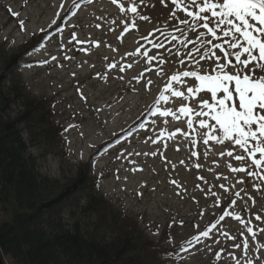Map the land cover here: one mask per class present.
Returning <instances> with one entry per match:
<instances>
[{
    "label": "snow or ice",
    "instance_id": "6c2138e0",
    "mask_svg": "<svg viewBox=\"0 0 264 264\" xmlns=\"http://www.w3.org/2000/svg\"><path fill=\"white\" fill-rule=\"evenodd\" d=\"M158 2L168 10L163 26H156L146 35H141L139 41L143 43L138 41V46L132 51H126L121 60L107 63V71L102 78L107 80L114 70L124 74L132 69L134 64H142L143 71L133 76L132 80H135L136 84L146 81L143 84L144 90L151 91L150 86L154 81L147 78L145 73H154L158 80L163 81V87L158 88V95L154 97L139 122L134 127L122 129L120 133L114 134V140L105 142L104 147L98 149L96 155L107 153L114 145L128 141L134 133L146 129L149 125L152 128H160L156 138L149 136L145 141L156 145L157 151L144 155L157 156L161 138L176 141L180 137L182 138L180 142L186 141L190 147L186 158L180 159L179 164L201 172L205 168L199 151L201 144L204 147V160L209 158L213 145L226 143L232 145V150L219 153L221 158L224 156L230 158L224 165L228 175L212 168L208 169L209 172H213L217 181H221L218 185L208 187V181L203 175L195 176L197 181H203L205 185L201 188L200 183H196L195 189H199L205 196H210L211 207L222 214L218 218L214 217V222L210 220L203 228L200 223H195L193 234L181 240L179 244L170 233L167 242L181 260L182 254L197 245H202L214 253L217 261L222 259L221 251H227L232 264H264V243L258 242V234H264V215L260 214L264 209L252 213L256 201L248 195L244 187L251 178L257 191L264 189V0H170V4L166 0ZM91 3L93 0H71V5L66 8L62 0L59 9L66 13L63 20L67 21L69 15L75 17L83 4ZM111 3L117 6L121 19L119 22L112 21L116 29L110 28V31L115 32L122 28L116 37L121 43L124 33L130 29L139 30L138 21L149 23L152 21V18L143 12V8L150 6L149 0L124 2L111 0ZM151 6L155 7L154 4ZM60 10L56 12L47 29H39L44 33L42 40L27 54L39 52L45 48L46 42L57 36L59 49L65 53V60L73 59L67 55L71 50L69 46L75 48L79 45L81 47L78 50L87 54L88 49L82 45L88 43L99 47L103 43L92 39L80 40L75 32L77 25L58 24L57 21L61 19ZM8 11L12 12L13 16H19V13L13 12L10 7ZM19 26L24 31L25 20L20 19ZM96 27L100 28L101 25L96 24ZM66 28L71 29L67 44L64 43L63 37ZM108 46L112 52H118V48ZM53 61L57 62L58 67L63 66L58 62V57L52 55L50 60L36 61L25 67L44 66ZM166 65L174 66L175 71H170ZM72 75L75 76V73ZM116 79L123 81L125 77L118 75ZM132 80L128 81L129 85L132 84ZM133 90L136 91L135 88ZM77 92L81 90L77 88ZM81 98L86 99L82 93ZM169 117L174 121H180L181 125H186V129L182 126L170 131ZM161 120L163 127H160ZM74 127V124H70L64 131L68 132ZM66 142L69 145L71 143L67 139ZM89 147L95 145L90 144ZM163 147L167 149L169 145L165 143ZM96 155L91 158L92 167H95ZM160 155L164 156V153ZM79 158L83 159L82 152ZM123 158L124 151L115 157ZM165 160L167 164L172 163L166 157ZM233 160L237 162L236 165L231 162ZM214 163L217 169L221 167L218 161ZM172 167L175 168L176 165L172 164ZM140 170L142 169H133ZM118 173L119 169H116L117 180L120 179ZM124 179L127 180V177ZM143 186L142 183L141 187ZM238 186L237 191L235 189ZM241 193L247 196L242 205L238 203L242 198ZM137 195L141 193L138 192ZM192 199H195V196ZM249 201H252L251 205ZM237 208L241 211H237ZM242 212L249 213V218L245 219ZM198 215L203 217L205 212L200 211ZM227 217L242 225L239 235H229V232L223 229L221 225ZM172 223L169 224V228L172 227ZM179 223L183 225V221ZM152 234H159L158 227ZM219 237L230 241V247L239 250V253L228 251V245H224L221 251H215L213 245L221 246Z\"/></svg>",
    "mask_w": 264,
    "mask_h": 264
},
{
    "label": "rangeland",
    "instance_id": "374dc122",
    "mask_svg": "<svg viewBox=\"0 0 264 264\" xmlns=\"http://www.w3.org/2000/svg\"><path fill=\"white\" fill-rule=\"evenodd\" d=\"M61 2L62 0H0L1 53L6 51L8 56L11 55L14 49L37 36L40 33L39 29H47L52 19L55 18L56 12L60 10ZM63 2H65L66 8L71 5V0H63ZM118 2H124V0H118ZM166 2L170 4V0H166ZM152 4L155 7H152ZM149 5V7L143 8V12L152 18L151 23L138 21L139 30L130 29L129 32L124 33L121 43L116 37L119 36L122 28L115 32L110 31V28L116 29V25L112 24V21L119 22L121 19L117 6L112 4L111 0H93L91 4H83L77 10L75 17L69 15L67 21L62 24L77 25L75 32L78 38L85 41L89 39L102 41L103 43L99 47H96L95 44L85 43L82 45L88 49V53L85 54L78 50L81 46L78 45L75 48L69 46L71 50L67 52V55L73 59L65 60V53L59 49V37L57 36L46 42L44 49L20 59L17 67L26 92L36 99L44 98L52 102L56 124H62L64 129L68 128L70 124L75 125L68 132H63L62 141L55 149L50 152L33 151L39 159L41 175L62 182L73 179L79 165L91 163L90 160L96 155L97 150L103 148L105 142L114 140V134L120 133L122 129L134 127L140 117L147 112L154 97L158 95V88L163 87V81L158 80L154 73H145L147 78L154 81L150 86L151 91L144 90L143 84L146 81L136 84V81L132 80L133 76L139 75L143 71L142 64H134L133 68L124 74L114 70L109 74L107 80L102 78L107 71V63L121 60V56L126 51H132L138 46L141 35H146L156 26H163V20L168 15L167 8L161 5L158 0H149ZM9 7L13 12H18L19 16H13L12 12L8 11ZM60 11L61 19L57 23L63 20L62 18L66 14L64 10ZM20 19L25 20L24 31L20 29ZM96 24H100L101 27L97 28ZM54 28L55 26H53ZM70 31L71 29L66 28L63 34L66 44ZM139 42L143 43V41ZM108 45L118 48V52H112ZM52 55L58 57V62L63 65L62 67H58L56 61L44 66L25 67V65L36 61L50 60ZM105 57L108 59L106 60ZM2 67L0 59V70ZM165 67L170 71H175L174 66L166 65ZM72 73H75V76ZM118 75H124L125 79L123 81L116 79ZM129 80H132L131 85L128 84ZM77 88L81 92H77ZM81 93L86 99L81 98ZM168 121L170 131L182 126L186 129V125H181L180 121H174L171 117L168 118ZM163 126V120H161L160 127ZM159 132L160 128H152L150 125L144 130H139L128 141L114 145L107 153L96 155L95 167L91 166L89 171L91 176L99 181L98 192L133 222L134 228L141 236L143 235L145 239L154 243L162 252H171L172 248L167 242L169 233L179 244L181 240L193 234L195 223H200L203 228L210 220L214 222V217L218 218L222 214L211 207L212 198L210 196H205L199 189H195L196 183H200L201 188L205 187L204 182L197 181L195 176L203 175L208 181V187H213L214 184L218 185L221 181H217L216 176L208 169L212 168L228 175L224 165L229 162L230 158L227 156L221 158L219 153L232 150L233 146L227 143L213 145L209 158L204 160V147L201 144L199 151L201 161L205 165L201 172L179 164L180 159L186 158L190 147L186 141L181 143L182 138L180 137L176 141L161 138L157 156L144 155V153L157 151L156 145L150 141L145 143V141L149 136L156 138ZM66 139L71 142L70 145ZM165 143L169 145L167 149L163 147ZM90 144L95 147H89ZM178 148L179 150H177ZM121 151H124L125 158L115 159ZM81 152L83 159L79 158ZM129 153L132 154L129 155ZM135 153H140V155ZM160 153H164V156H161ZM165 157L172 163L167 164ZM214 161L220 163L219 169L216 168ZM231 162L234 165L237 163L234 160ZM172 164H175L176 167L173 168ZM134 168L142 170L133 171ZM116 169H119V180L115 178ZM125 177L127 180L124 179ZM172 181L176 183L173 184ZM142 183L143 187H141ZM244 187L247 189L248 195H251L256 201L255 206L252 207V213L264 209V189L257 191L253 187L251 178ZM235 190L238 191L239 186ZM138 192L141 195H137ZM193 196L195 199H192ZM241 197L238 203L242 205L247 196L241 193ZM249 204L251 205L252 201H249ZM200 211L205 212L203 217L198 215ZM237 211H241V209L237 208ZM260 214L264 215V212ZM242 216L248 219L249 213L242 212ZM173 221L176 223H172ZM180 221H183V225L179 223ZM170 223H172L171 228H169ZM221 226L229 232V235H239L242 231V225L230 217H227ZM157 227L159 234L153 235L152 233ZM243 238L240 237V239ZM219 239L221 246L213 245L215 251H221L224 245H228V251L239 253V250L230 247V241L224 240L223 237H219ZM258 242L264 243V234H258ZM182 255V260L176 259L177 264H232L227 251H221L222 259L217 261L214 253L202 245H197ZM4 264H10V260L6 258Z\"/></svg>",
    "mask_w": 264,
    "mask_h": 264
},
{
    "label": "trees",
    "instance_id": "16d2710c",
    "mask_svg": "<svg viewBox=\"0 0 264 264\" xmlns=\"http://www.w3.org/2000/svg\"><path fill=\"white\" fill-rule=\"evenodd\" d=\"M43 35L9 56L0 50V256L10 264H177L98 192L90 162L64 182L40 174L33 151L55 149L64 127L50 100L26 92L17 64Z\"/></svg>",
    "mask_w": 264,
    "mask_h": 264
},
{
    "label": "water",
    "instance_id": "95a60500",
    "mask_svg": "<svg viewBox=\"0 0 264 264\" xmlns=\"http://www.w3.org/2000/svg\"><path fill=\"white\" fill-rule=\"evenodd\" d=\"M4 258L0 256V264H4Z\"/></svg>",
    "mask_w": 264,
    "mask_h": 264
}]
</instances>
